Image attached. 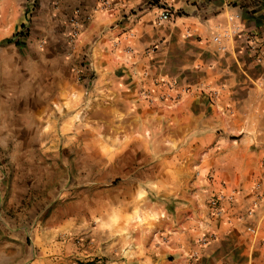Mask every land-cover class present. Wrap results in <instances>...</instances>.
<instances>
[{
  "label": "rangeland",
  "instance_id": "rangeland-1",
  "mask_svg": "<svg viewBox=\"0 0 264 264\" xmlns=\"http://www.w3.org/2000/svg\"><path fill=\"white\" fill-rule=\"evenodd\" d=\"M172 67L77 60L59 97L50 68L23 81L0 117V264H264V112Z\"/></svg>",
  "mask_w": 264,
  "mask_h": 264
},
{
  "label": "crops",
  "instance_id": "crops-1",
  "mask_svg": "<svg viewBox=\"0 0 264 264\" xmlns=\"http://www.w3.org/2000/svg\"><path fill=\"white\" fill-rule=\"evenodd\" d=\"M163 7L179 15L159 23ZM240 13L242 19L233 22ZM77 15L79 38L69 45ZM233 24L241 30L237 37L231 36ZM24 27L28 45L19 46L14 40L23 41ZM250 35L258 50L248 43ZM31 39L46 44L38 48ZM85 58L101 73L146 62L197 73L190 84L264 112V0H0V117L27 102L23 81L45 78L47 68L57 81L55 97L65 89L77 92L83 86L70 70ZM151 220L155 225L157 215Z\"/></svg>",
  "mask_w": 264,
  "mask_h": 264
},
{
  "label": "built area",
  "instance_id": "built-area-1",
  "mask_svg": "<svg viewBox=\"0 0 264 264\" xmlns=\"http://www.w3.org/2000/svg\"><path fill=\"white\" fill-rule=\"evenodd\" d=\"M179 15V13L175 12L172 8H168V7H163L160 11V14L158 16V20H159V23H166V22H172L174 21L177 16ZM242 19V15L241 13L240 14H236V15H233L231 17V20L234 22L235 20H241ZM74 23H75V31L73 32V37H78L79 36V31L81 29V25H80V22L77 20V16H76V19H74ZM231 36L232 37H237L239 34H241V30H240V27H238L237 25H232V28H231ZM248 43H250V45H252V49L253 50H258L259 47H256L255 46V40H254V37L253 36H249L248 37Z\"/></svg>",
  "mask_w": 264,
  "mask_h": 264
},
{
  "label": "trees",
  "instance_id": "trees-1",
  "mask_svg": "<svg viewBox=\"0 0 264 264\" xmlns=\"http://www.w3.org/2000/svg\"><path fill=\"white\" fill-rule=\"evenodd\" d=\"M23 33H21L20 35H22Z\"/></svg>",
  "mask_w": 264,
  "mask_h": 264
}]
</instances>
